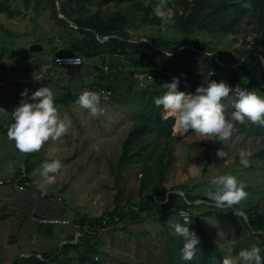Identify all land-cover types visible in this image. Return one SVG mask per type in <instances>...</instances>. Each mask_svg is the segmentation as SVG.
I'll return each mask as SVG.
<instances>
[{"label": "trees", "instance_id": "trees-1", "mask_svg": "<svg viewBox=\"0 0 264 264\" xmlns=\"http://www.w3.org/2000/svg\"><path fill=\"white\" fill-rule=\"evenodd\" d=\"M42 2H46L50 6L48 18L55 29L54 31L58 35H63V41L55 43L53 46L54 55L57 57L73 54L83 57L84 60L100 56V62H102L100 64L107 63L108 70L105 71L96 64L92 65L91 68L98 71V80L90 83L82 82V84L84 83L85 88L89 87V90L92 91L100 88L108 90L111 93L109 104L117 105L116 110L125 112L130 117L131 126L121 142V152L116 160H109L110 170L115 172L116 180L128 168H137L140 177H142L140 178L141 188L146 187L151 190L149 186L155 181L158 188V190L149 191L135 203L126 202L120 206L115 199L117 202L115 207L100 215V218L83 213L79 215L78 220L75 219L76 223L80 226L88 225L90 231L96 229L97 226L103 230L109 224V222L107 224L102 222L104 217L118 216L123 222L119 231L123 233L126 231L128 223L140 219L142 213H147V215L151 213L153 221H156L158 214L176 215L175 211L186 205L183 206L181 202L179 204L182 206L174 204L175 199L178 198L179 201L181 199L174 193L166 194V200L167 189L162 185L163 169L167 168L170 160L166 158L171 154V151L162 145H166L168 139L176 135L174 120L162 118V108L154 105V98L164 95L166 89L161 85L171 82L173 77L180 78L179 90L184 92L195 91L197 84L206 86L207 80L217 82L223 80L230 87H242L264 96V89L259 85L261 82L257 80L264 79V0H242V2H249L251 9L243 8L233 0H170L169 7L174 12V17L167 23L162 22L156 14L151 13L152 7H145L143 0H17L14 3L13 0H0V13L9 19L16 18L22 15L23 8L36 9ZM94 4L100 7L110 4L117 7L122 4H130L140 12L139 21L144 23L145 28L149 25V29L143 30V28L142 36L135 35L130 31L131 21L121 9L101 14V12L90 11L89 7ZM153 4H155V0H153ZM123 9L125 11L127 7ZM244 17H248L249 24H255L251 27L254 40L247 42L249 45L247 48L224 51L197 38V33L202 30L209 33L223 34L224 32L225 34L232 29L235 32ZM72 33L77 34L78 37L72 39ZM103 37H107L103 42L97 39ZM140 37H143L144 40H140ZM214 51L223 65L215 61ZM56 57L53 62L39 56L30 57V66L23 70L30 72L29 74L35 73L33 75L35 77L38 75L43 78L40 75L42 73L37 74L43 69L44 75H47L45 71H48L50 77L55 79L65 77L66 79L71 74L69 71L67 72L69 67L80 69L84 64L62 65L58 63ZM181 73L184 75L181 76ZM142 74L149 80L142 88H135L136 83L140 81L139 75ZM44 77L48 78V76ZM233 94V91L230 92L229 97L222 103L231 106L229 103L234 97ZM79 95L68 91L61 98L56 99L55 103L57 106H61L75 102ZM257 128L260 133L264 130L262 126L257 125ZM218 147L219 142H215L206 152L205 168H207L208 162L210 166V157L212 154L214 156L217 154L214 151ZM32 156V153L27 155L21 168L17 167L11 172L9 180L16 181L22 173L29 174L33 171L36 163H30L29 160ZM255 156L263 158L264 149ZM252 166L242 173L234 168L231 175L239 178L240 182L245 177L252 178L253 174L257 172V167ZM258 170L264 171L262 168ZM219 172L224 175L226 171L220 170ZM185 190L186 200L190 202L200 196L192 194L187 186ZM245 191L248 196L242 202L249 203L247 215L243 217L233 214L230 217L231 220L238 219L243 224L240 228L243 235L237 239L235 247L242 250L249 249L253 245L258 246L261 249V256L264 257V217L261 214L264 212L263 184L256 187L250 185L245 188ZM120 194L121 192H118L117 196ZM204 200L211 199L206 197ZM202 203H206V201ZM202 203L195 205L196 209H201ZM131 205L137 206V209L131 208ZM233 206L238 208L237 204ZM229 208H222V210L230 212ZM209 213V210H201L198 214L191 213L192 223L188 225L190 231L199 232L208 244L201 252H197L192 261L186 262L180 256V248L183 247L182 239L171 237L167 242L170 262L195 264V260L200 262L204 258L209 260L210 250L214 251L218 258L223 256L218 245H215L213 241L210 242L211 237L202 228L201 217ZM220 218L224 222L222 215ZM111 223L113 225L115 222L111 221ZM179 223L183 222L180 220ZM96 233V230L94 233L87 232L78 239L76 244H71V246L65 244L59 252L68 256L71 251L79 259V262L85 264H109L105 262L106 257L103 255L105 253L94 259L95 254L100 255V252H104L99 250L102 238L99 233ZM98 240H100L99 243H97ZM71 256L64 259L62 264H70V261L75 258ZM227 256L234 255L227 254ZM32 264L45 263L34 261Z\"/></svg>", "mask_w": 264, "mask_h": 264}, {"label": "rangeland", "instance_id": "rangeland-1", "mask_svg": "<svg viewBox=\"0 0 264 264\" xmlns=\"http://www.w3.org/2000/svg\"><path fill=\"white\" fill-rule=\"evenodd\" d=\"M14 1L16 2L17 0H13V3ZM49 7V4L42 2L38 4L36 9L32 7L29 9L23 8L22 15L16 17L15 22H12V20L0 13V21L2 22L0 25H3L0 26V53L8 70H11L9 73L7 70H4L3 88L10 93L17 90L21 93L27 89L30 96L38 88L47 86L53 90L56 99L61 98L68 91H71L72 94H81L84 90H89V87L85 88L86 86L82 82L90 83L98 80V71H94L91 68L92 65L96 64L99 68L101 66L103 70H108L107 63L100 64L102 63L100 62V56L84 60L83 57L78 55L74 56L80 59V63L84 64L80 69L69 67L67 72L69 71L71 74L67 79H64V77H60L59 79L50 77L48 71H45L47 75H44L43 69L37 72V74L42 73L40 75L43 78L38 75L32 77L35 73L29 74L30 72L21 70L22 67L30 66V57L35 58L39 56L50 62H53V59L56 57L53 52V46L55 43L63 41V35H58L54 31L55 29L48 18L50 14ZM125 7H127V10L124 11L123 8ZM89 9L91 12H101V14L121 9L126 13L125 15L128 20L131 21L130 31L133 34H140L142 36V29H149V25L145 28L144 23L139 21L140 12L130 4H122L118 7L112 4L101 7L94 4ZM151 13H154L153 8ZM247 19L248 17L242 19L235 32L232 29L228 30L225 34L224 32L223 34L218 32L209 33L206 30H202L197 33V38L224 51L247 48L249 46L247 42L254 40L251 27L255 26V24H249ZM73 27L75 26L73 25ZM77 37V34H71L72 39ZM97 39L103 42L107 37ZM140 40H144V38L140 37ZM32 43H39L42 46L38 53L29 51V46ZM214 53L215 61L223 65L222 61L218 59L216 51ZM15 66H17V70L19 68V71L13 74L12 71ZM44 76H48V78ZM8 78H10V81ZM139 78L140 81L136 83L135 88H142L149 80L144 74L139 75ZM183 83L185 82L183 81ZM2 91L4 90L0 89V92ZM95 92L99 93L101 97V105L105 108V115L98 119L93 118L87 110L80 108L75 102L61 106L58 105L61 118L71 121L69 131L59 140H50L45 143L42 152L46 154L45 162L58 159L62 163V168L55 174V182L49 184L48 191L51 192L50 196L60 195L70 205L77 206L80 214L86 213L100 218V215L111 211L115 207L117 203L115 199L119 202L120 206L126 202L135 203L149 191L158 190V188L156 181L150 184L149 188L151 190L146 187L141 188L140 178L142 177H140L137 168H128L116 180L115 172L110 170L109 160H116L120 154L122 149L121 142L130 129L131 120L125 112L116 110L117 105L109 104L111 93L105 94V88H100ZM186 93L194 94L195 91L189 90ZM24 99V102H29L27 97L21 96L14 101L15 108ZM8 103L13 104L10 98L6 97L3 106L6 107ZM223 104L226 109V115L230 117L234 109L232 106H227L226 103ZM229 104L231 105V103ZM236 127L238 130L233 134L232 138L227 142H219V147L214 151L222 150L225 153L224 158H218L217 154L215 156L212 154L210 166L208 162L207 168H205L206 152L215 141L192 132L179 135L177 134L176 127H174L176 135L169 138L166 145H162V147L165 146L171 151L170 156L166 158L170 159L168 166L163 169L162 185L168 192L180 196V201L178 198L175 199L174 204L176 205L184 206L187 202H190L186 200V186L190 188L192 194L200 195L199 200H194L193 202L199 205L203 201H206V203H202L201 209L195 208V214H198L201 210L210 211L209 214L201 217L202 228L211 237L210 242L213 241L215 245H218L219 251L223 254L221 258H218L215 252L210 250L209 260L205 258L202 262L195 260V264H222V259L227 254L235 256L239 253L241 249L235 247V242L243 235V232L240 230L243 224L238 219L231 220L230 217L233 214H240L245 217L249 208L248 202H241L237 204V209L233 208L230 212H225L227 210H219L212 200H204L208 197L207 193L209 191H214L213 186L209 184V180L217 175H221L220 170L226 171L224 175L231 174L234 168L242 173L250 169L251 165H255L257 172L253 174L252 178L245 177L241 182L247 186L246 188L250 185L256 187L259 184H263L264 188V171L258 170L264 169V157L255 156V154L264 149V130L260 133L257 125H253L247 121L243 125L237 124ZM6 149L7 154L0 157V175L9 179L7 177L11 174L13 168L21 165L27 156L19 152L15 147L14 141L9 139ZM241 151L245 152L247 158L250 160L249 167L245 168L240 164L239 153ZM194 165L198 167L199 174H196ZM40 169L42 170V166ZM34 170L29 175L40 183L44 179L40 174L34 175ZM238 176L240 177V175ZM18 178L16 179L17 182ZM237 179L240 181L239 178ZM13 184L14 182L6 185L13 186ZM20 188L23 189L24 186L21 184ZM36 188L38 189L39 186ZM42 189L44 188H41L40 195L43 193ZM118 192H121L119 196H117ZM251 192L254 193V191ZM180 202L182 205L179 204ZM150 214L142 213L140 219L135 222L130 221L126 231L123 233L119 231L122 222L103 228L105 232L100 229L99 235L102 240L101 242L98 240L97 243L100 242L99 250H103L104 252H100V255H97L98 258L105 253L103 254L106 257L105 262L109 264H176L175 261L170 262L168 260L170 254L168 253L167 242L171 237L175 239L179 238L174 233L172 225L179 222L180 219L177 215L158 214L156 221H153V215ZM261 214L264 217V212H261ZM221 215L224 222L220 218ZM75 219L78 220V214L75 215ZM196 235L199 237L197 248L201 252L208 243L199 232H196ZM60 255L63 256V253ZM71 255V257L76 256L75 254ZM63 261L60 260L57 264H62ZM70 264L85 263L79 262V259L75 257L70 261Z\"/></svg>", "mask_w": 264, "mask_h": 264}, {"label": "clouds", "instance_id": "clouds-1", "mask_svg": "<svg viewBox=\"0 0 264 264\" xmlns=\"http://www.w3.org/2000/svg\"><path fill=\"white\" fill-rule=\"evenodd\" d=\"M143 2L145 7L153 8L162 22L167 23L173 19L174 12L169 7L170 0H155V4L153 0H143ZM233 2L240 4L243 8L251 9L249 2H242V0H233ZM183 75L181 73V76ZM179 84L180 78L173 77L171 82L161 85L166 89L164 95L154 98V105L163 110L162 118L174 120L177 134H187L191 131L215 142H227L238 130L237 124L243 125L247 121L264 127V96L257 95L255 91L235 87V97H232L230 102L234 111L229 117L226 115L222 101L229 97L234 88L223 80L220 82L207 80L206 86H198L194 94L180 91ZM21 96L27 97L29 102L22 100L12 111L14 122L7 129L8 139L14 141L19 152L24 154L39 152L45 143L50 140L57 141L69 131L71 121L61 118L52 89L47 86L40 87L30 96L25 89L21 92ZM75 103L87 110L93 118L98 119L105 115L101 97L95 91L84 90ZM0 112L7 113L3 108H0ZM239 155L240 164L245 168L249 167L250 160L246 153L241 151ZM224 156L225 153L222 150L217 151L218 158H224ZM61 168L62 163L58 159L45 162L40 175L46 183L52 184L55 182V174ZM194 169L196 174H199L198 167L194 165ZM209 184L213 186L214 191H209L207 196L219 210L230 207L231 211L236 208L233 205L240 204L248 196L245 191L247 186L231 174L217 175L209 180ZM166 193L170 192L167 190ZM179 215L183 223H174L172 228L183 241V247L180 248L181 259L186 262L192 261L198 252L199 237L194 231L189 230L188 225L192 223V217L186 212H180ZM222 264H264V257L261 256L260 247L253 245L249 249L240 250L235 256L223 257Z\"/></svg>", "mask_w": 264, "mask_h": 264}, {"label": "crops", "instance_id": "crops-1", "mask_svg": "<svg viewBox=\"0 0 264 264\" xmlns=\"http://www.w3.org/2000/svg\"><path fill=\"white\" fill-rule=\"evenodd\" d=\"M15 19L12 18L10 20L15 22ZM0 24H2L1 21ZM3 29L7 30L6 28ZM23 69L22 67L21 70ZM4 70H7L8 73L11 71L8 70L0 53V89L4 90L0 92L3 101L0 104V108L7 112H0V137H2L0 138V157L7 154V129L13 121L14 101L21 97L19 90L16 92L11 91L10 93L3 88ZM17 71H19V68L17 70V66H15L12 72L14 74ZM10 78H8L9 81ZM4 92L7 93L4 94ZM6 97H9L13 104L8 103L4 107ZM43 149L44 146L39 152L32 153L33 156L29 160L30 163H36L34 175H38L42 171L40 167L46 159L45 152H42ZM21 165L17 167L21 168ZM10 175L7 178H10ZM27 175L30 177L29 174ZM0 177L3 176L0 175ZM20 185L18 184L17 187L0 186V264H32L34 261L36 263L37 261H42L45 264H57L60 260L63 261L72 254L70 251L68 256L64 254L63 256L58 255L61 254L59 251H61L63 245L71 246L69 241H71L73 234L79 228L75 221V215L78 214V217L80 215L78 207L70 205L60 195L50 196L51 192L48 191L50 185L44 180L38 183V181L30 177L28 183L22 184L24 186L23 189L20 188ZM37 186H39L38 189L36 188ZM42 187L44 192L40 195ZM32 215L65 219L68 222L39 224L32 221Z\"/></svg>", "mask_w": 264, "mask_h": 264}, {"label": "built area", "instance_id": "built-area-1", "mask_svg": "<svg viewBox=\"0 0 264 264\" xmlns=\"http://www.w3.org/2000/svg\"><path fill=\"white\" fill-rule=\"evenodd\" d=\"M57 61H58L59 64H62V65H71V66L79 65V63H80V59H77L76 56H74V55H62V56H59V57L57 58ZM81 62H82V60H81ZM80 64H81V63H80ZM50 74H52V72H50ZM255 79H256V77H255ZM257 80H259V81L261 82L259 85H261V88L264 89V79H263V78H260V79H257ZM255 81H256V80H255ZM240 88H242V87H240ZM233 92H234L233 95H234V97H235V87H234V89H233ZM106 93H110V92H109L108 90H106L105 94H106ZM2 103H3V101H2V99H1V97H0V104H2ZM13 182H14L13 186L17 187L18 184H19L17 181H11V180H9V179H4V178L0 177V185H6V184H10V183L12 184ZM166 200H167V195H166ZM196 200H199V199H196ZM195 204H196L195 202H187L186 206L177 209V210L175 211V214H176V215L178 216V218L183 222V220L181 219L179 213H180V212H186V213L190 216L191 213H193V212L196 211V209L193 208V206H194ZM131 208H133V209H137V206H135V205H134V206L131 205ZM190 217H191V216H190ZM31 219H32V221H34V222H36V223H39V224H52V223H66V222H68V221L65 220V219L50 218V217H38V216H36V215H32ZM99 221H100V219H99ZM111 221L115 222L114 224H118L119 222H122L118 216H113L112 218H110V217H104V218L102 219V222L105 223V224H107V222H109V224L107 225V227L112 226ZM114 224H113V225H114ZM122 225H123V222H122ZM122 225H120V226L122 227ZM78 226H79V228H78V229L76 230V232L73 234L72 240L69 241L70 244H76L77 241H78V239H79L81 236L85 235L87 232L94 233V230H96L97 233H100V227H98V226L96 227V229L91 230V231L89 230V226H88V225L80 226V225L78 224ZM82 227H83V228H82ZM105 228H106V227H105ZM101 230H102V229H101ZM102 231H103V230H102ZM104 232H105V231H104ZM97 233H96V234H97ZM69 254H70V253H69ZM69 254H68V255H69ZM97 258H98V256L95 255V256H94V259H97Z\"/></svg>", "mask_w": 264, "mask_h": 264}, {"label": "water", "instance_id": "water-1", "mask_svg": "<svg viewBox=\"0 0 264 264\" xmlns=\"http://www.w3.org/2000/svg\"><path fill=\"white\" fill-rule=\"evenodd\" d=\"M56 7L58 8L57 3H56ZM41 48H42V46L39 43H32L29 46V51L30 52H39L41 50ZM29 181H30V177L28 175H21L18 178L19 183H28ZM42 191L44 192V189H42Z\"/></svg>", "mask_w": 264, "mask_h": 264}]
</instances>
